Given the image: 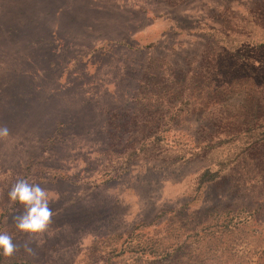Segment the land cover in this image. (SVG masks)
Returning <instances> with one entry per match:
<instances>
[{"label": "rangeland", "instance_id": "rangeland-1", "mask_svg": "<svg viewBox=\"0 0 264 264\" xmlns=\"http://www.w3.org/2000/svg\"><path fill=\"white\" fill-rule=\"evenodd\" d=\"M252 118L264 0H0V264H264V158L199 188L191 157ZM19 178L49 192L43 235L15 228Z\"/></svg>", "mask_w": 264, "mask_h": 264}, {"label": "trees", "instance_id": "trees-1", "mask_svg": "<svg viewBox=\"0 0 264 264\" xmlns=\"http://www.w3.org/2000/svg\"><path fill=\"white\" fill-rule=\"evenodd\" d=\"M261 22L263 23V20ZM256 28L261 30L257 26ZM162 140V135L156 136L152 145L148 147L149 150L142 149V152L154 151L155 145H159ZM230 140L232 148H227L225 144L227 141L222 140L218 143L206 145L202 151L191 153V157H201L213 166V169H206L199 175L197 182L199 188L216 183L226 171L236 168L239 164L249 163L250 161H255L254 163L258 164L262 161L264 158V121L259 125L257 119L253 120L252 118L251 122H247L242 133ZM171 159L184 160L185 155L178 151V153L171 154ZM110 168L116 170L118 164ZM154 254H157V252Z\"/></svg>", "mask_w": 264, "mask_h": 264}, {"label": "clouds", "instance_id": "clouds-1", "mask_svg": "<svg viewBox=\"0 0 264 264\" xmlns=\"http://www.w3.org/2000/svg\"><path fill=\"white\" fill-rule=\"evenodd\" d=\"M7 126H0V139L9 137ZM9 203L20 205L23 211L12 217L15 228L29 237L43 235L53 222L54 211L50 207L49 192L38 183H30L19 178L7 193ZM25 252L32 254L28 243L23 245ZM19 250L13 237L7 232H0V255L11 258Z\"/></svg>", "mask_w": 264, "mask_h": 264}]
</instances>
